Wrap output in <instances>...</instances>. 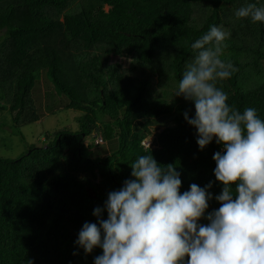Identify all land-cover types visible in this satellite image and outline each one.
Wrapping results in <instances>:
<instances>
[{"label": "trees", "instance_id": "trees-1", "mask_svg": "<svg viewBox=\"0 0 264 264\" xmlns=\"http://www.w3.org/2000/svg\"><path fill=\"white\" fill-rule=\"evenodd\" d=\"M249 3L264 0H0V125L7 119L22 135V124L41 119L32 95L44 72L62 104L51 100L47 111L71 108L79 127L49 132L14 158L0 151V264H94L102 249L85 254L78 233L97 222V207L107 219L108 193L133 179L140 155L173 165L181 194L212 182L205 217L220 207L212 156L223 146L214 138L199 149L184 119L194 104L175 93L196 54L191 44L215 25L230 32L221 58L238 69L217 87L229 105L264 120V22L235 15ZM99 133L103 156L92 151L104 143L94 144Z\"/></svg>", "mask_w": 264, "mask_h": 264}, {"label": "clouds", "instance_id": "clouds-1", "mask_svg": "<svg viewBox=\"0 0 264 264\" xmlns=\"http://www.w3.org/2000/svg\"><path fill=\"white\" fill-rule=\"evenodd\" d=\"M235 15L264 22V5L249 3ZM230 35L213 25L191 44L196 54L175 93L194 104V117L185 112L184 119L196 129L199 149L214 138L223 146V154L212 156L215 179L223 186L215 196L220 207L205 217L212 182L203 188L193 183L181 194L173 165L140 155L130 166L133 179L108 193L107 219L97 207V222H85L78 233L76 244L85 254L102 249L94 264H185V257L186 264H264V120L255 108L241 112L229 105L217 87L238 71L221 58ZM142 144L153 145L150 137ZM202 218L206 225L198 223Z\"/></svg>", "mask_w": 264, "mask_h": 264}, {"label": "rangeland", "instance_id": "rangeland-1", "mask_svg": "<svg viewBox=\"0 0 264 264\" xmlns=\"http://www.w3.org/2000/svg\"><path fill=\"white\" fill-rule=\"evenodd\" d=\"M105 8L107 9V6H105ZM109 61L119 62L124 68H126L129 66L130 59L127 57L111 55ZM245 85L249 86V83L245 81ZM154 87L158 91L162 89V87L156 84H154ZM32 97L34 99L33 105L38 109V112L40 108L42 117L36 122L22 124L20 126V132L22 135L13 134L12 132L15 128L11 127L7 119H3L4 122L0 125V151L4 156L14 158L25 152V150H27L31 144L37 146L43 145L44 135L49 132L52 133L56 130H61L64 128L77 131L79 128L74 117L78 114V112L73 111L71 108L66 110L61 109L57 113L47 111L48 104L51 105L52 103H56V107L62 106V104L58 103V98L55 94H53L51 84L45 77L44 72L41 73L40 78L36 81V86L34 88V94ZM45 103V108H43L42 105ZM8 105H10V103H8ZM39 105L41 106L39 107ZM96 136L102 137L100 133ZM99 137H96L95 142L100 143L101 137ZM106 143L107 142L104 140L103 144H99L98 146L94 147L92 149L93 153L100 156L106 154L104 153L108 150Z\"/></svg>", "mask_w": 264, "mask_h": 264}, {"label": "built area", "instance_id": "built-area-1", "mask_svg": "<svg viewBox=\"0 0 264 264\" xmlns=\"http://www.w3.org/2000/svg\"><path fill=\"white\" fill-rule=\"evenodd\" d=\"M98 138V137H97ZM100 138V137H99ZM96 140V138H95ZM99 141V140H98ZM102 142V138H100V143ZM95 143H99V142H95ZM149 143V142H148ZM148 143L146 142L145 145H148Z\"/></svg>", "mask_w": 264, "mask_h": 264}, {"label": "bare ground", "instance_id": "bare-ground-1", "mask_svg": "<svg viewBox=\"0 0 264 264\" xmlns=\"http://www.w3.org/2000/svg\"><path fill=\"white\" fill-rule=\"evenodd\" d=\"M77 46V45H76ZM92 47V46H91ZM69 69H71V68H69Z\"/></svg>", "mask_w": 264, "mask_h": 264}]
</instances>
